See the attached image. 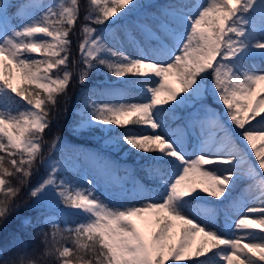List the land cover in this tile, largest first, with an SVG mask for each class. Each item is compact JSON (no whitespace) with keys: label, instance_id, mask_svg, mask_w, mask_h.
<instances>
[{"label":"snow or ice","instance_id":"snow-or-ice-1","mask_svg":"<svg viewBox=\"0 0 264 264\" xmlns=\"http://www.w3.org/2000/svg\"><path fill=\"white\" fill-rule=\"evenodd\" d=\"M81 3L86 23L72 60L80 85L74 110L79 119L72 132L98 130L114 149L126 145L129 153L141 156L153 186L126 193L139 203L105 201L93 181L80 187L60 175L67 172L68 160L42 155L44 133L53 123L49 117L74 76L68 68L69 34L80 18ZM9 6L19 11L20 5ZM141 6L139 0H61L58 6L30 4L32 10L16 16L0 0V225L27 188L35 206L48 213L37 217V225L55 228L60 219L75 220L74 227L65 229L74 247L52 245L58 264H180L193 257V264H264V235L254 231L264 232V0L169 5L125 28L121 39L116 21ZM102 68L120 83L94 91L88 87L89 75ZM129 86L140 89L137 102L127 101ZM98 95L109 99L101 103ZM207 96L223 105V114L209 110L203 103ZM189 104L196 119L171 128L166 117ZM189 129L197 136L194 145L185 142ZM61 140L58 132L53 135L50 152L59 150ZM253 154L255 161H250ZM245 164L258 194L251 202L229 204L224 227L243 235L224 238L211 218L195 222L199 217L191 209L200 192L228 199ZM40 166L44 174L29 187ZM220 166H226L224 174ZM200 182L208 186L198 190ZM197 233L201 240L193 247ZM43 235L42 242L47 240ZM18 256L0 248V264H35L18 261Z\"/></svg>","mask_w":264,"mask_h":264},{"label":"rangeland","instance_id":"rangeland-1","mask_svg":"<svg viewBox=\"0 0 264 264\" xmlns=\"http://www.w3.org/2000/svg\"><path fill=\"white\" fill-rule=\"evenodd\" d=\"M12 1L13 0H4V4L7 7V10L9 13H10L9 5L11 4ZM60 2L61 0H39V1H36L35 3L43 4V5L58 6ZM200 2H204V0H191L190 2L186 1L183 4L191 6L195 3H200ZM139 4L142 6L133 8L131 11L126 12V14L121 18V20L116 21L117 34L120 36L121 39L124 38L125 28L134 27L137 24V22H142L147 17H150L154 14L158 15L167 9V7H164V6L161 7L162 3L160 2V0H139ZM17 5H20V8H19V11H17L16 8L14 9V14L16 16H24L26 14V10H29V11L32 10L29 7L26 8L25 7L26 4H17ZM14 22H17V21H14ZM84 23H86V21H84L82 25ZM96 27L101 28V29L103 28V26H96ZM79 35L80 37L82 36L81 33ZM115 46L118 47L119 45H115ZM126 50L131 51V49H127V48ZM257 64H259V60H257ZM132 79L135 80L136 78L135 79L132 78ZM137 79H140V77H138ZM169 80L173 83V87L179 88V85L174 82V78L170 77ZM13 82L19 83V80L16 79ZM89 88L94 90L91 87ZM138 90H139V95H133L127 98L128 102H137V98L140 96V89ZM75 91L76 92L74 93L73 101L71 103L67 102L65 105L67 109H70L72 111H74L76 107L75 98H76L77 92L79 91L78 86L76 87ZM96 99L101 103L106 101L105 98H102L99 95L96 96ZM203 103L205 105L210 106L209 110L215 109L221 114H223L225 111L223 105L219 103H215L211 96L205 97L203 100ZM185 110L186 111L184 112V115H183L185 124L196 119L197 112L193 110L190 104L186 105ZM181 111L183 110L181 109ZM181 111L177 113H179L180 115ZM169 117H172L171 114H169ZM178 118L179 117L176 115L175 119H178ZM224 121L225 123H228L231 126L230 121L228 120L227 117H224ZM178 124L179 122L176 121V125ZM196 131L197 133H199L200 128L197 127ZM209 131H210V128L206 126L205 135H208ZM178 132H179L178 135H181V136L183 135V129L178 130ZM189 133H190L189 136L185 138V142L189 143L190 145H194L197 141V136L191 135V129H189ZM101 136L102 137L100 139L101 141L99 144H80L79 143L77 145L71 144L70 142L66 140L65 137L61 136L62 140L59 145V150L55 152H50V146L52 143V138H51L50 142L48 143V147L45 148V150L43 149L42 155L45 158L51 155L53 158L63 157L64 159L68 160L69 163H68L67 172L71 171V172L76 173L78 168H80L81 177L78 180L79 183H77L76 185L80 187H87V182L89 180L93 181L94 184H98V193L101 195V198L104 199L105 201H110L116 204L139 203L138 200L126 194V193H131L133 191L132 185L134 182V175L129 174V173H119L117 171L119 158L128 157L129 152L127 150L118 152V150L110 146V142L108 141L107 137H105L103 133H101ZM256 143L257 145H259L261 141L257 139ZM244 144L246 145V142H244ZM241 146L243 147L244 145H241ZM245 150L251 153L250 147H247ZM189 151H191V148H189ZM143 155H146V154H143ZM139 157L141 156H137L136 158H139ZM248 159L250 161H255L254 154L250 155ZM104 165H108L109 168L105 169ZM205 167H211V166H205ZM225 167L226 166H220L218 171L221 174H224ZM247 168H248L247 164L242 166V170L240 172L241 179H239L237 183L234 185V187L232 188L231 192L228 195V199H225L224 197H221L220 199H216L212 197V203L210 205L208 206L201 205L195 208L192 207L191 212L199 217V219H197L195 222L202 223V224L207 223L209 218H212L214 220V217L217 216V213L223 210L224 213L220 215V220L222 221V224L220 226H216L215 224L212 223L213 220H211V223L213 224V226L218 230L219 235H221L224 238H228V237L236 238L237 236L243 235L242 232L237 231V230H233L232 232L227 231L224 227V224H225V211L227 210L229 204L232 201L246 200V201L251 202L253 194L254 193L258 194V190L255 186V182L248 179L247 176L245 175V173L247 172ZM41 170L45 171L44 166H41ZM60 175H66V173H61ZM260 175L264 176V173H261ZM41 176L40 177L38 176L36 180L38 181L41 178ZM196 178L197 180H199L198 176ZM207 186H208L207 184L203 185V183L200 182L199 184H197V189L199 190L200 188L207 187ZM202 193L203 192H200V194ZM31 201H32L33 206L37 207L35 206V202L33 198L31 199ZM256 203H259V201H256ZM61 207L63 208V205H61ZM208 207H211V211H212L211 215L206 213V208ZM37 208L40 209L42 207H37ZM46 215H48V213ZM232 218L237 219L239 218V216L236 214H233ZM22 221L26 222V219L23 218ZM254 231L258 233L259 235H264V232H261L260 229H254ZM200 240H201V234L197 233L193 240V247H195V245L199 243ZM247 242H248L247 240H242V243H247ZM186 262L187 260H182L180 264H185ZM223 264H226V262H223Z\"/></svg>","mask_w":264,"mask_h":264},{"label":"trees","instance_id":"trees-1","mask_svg":"<svg viewBox=\"0 0 264 264\" xmlns=\"http://www.w3.org/2000/svg\"><path fill=\"white\" fill-rule=\"evenodd\" d=\"M36 1L39 0H13L11 4H26L25 7L28 8L30 4H34ZM163 5H178L182 4L183 2L187 1L190 2V0H161ZM84 7L85 5L81 3V12H80V18L75 24V27L69 34V39L72 41L71 47H70V57H69V70L74 71V76L72 79L71 84L68 87L67 96H60L58 97V105L56 109H53V116H50L49 119L53 120L51 130H46L44 133V140L46 141L43 145V149L48 147V143L50 142L51 138L55 133H59L61 136L65 137L68 142H70L73 145L80 144H99L101 139V133L98 130H92L89 133L76 135L72 132V126L73 124L78 121L79 116L75 114L74 111L67 109V111H64V107L67 102H72L74 99V93L76 92L75 89L78 86L80 88V85L77 84L76 78H75V70L72 64V60L74 58H77V46H78V38L80 37V28L83 20V14H84ZM14 7L9 8L10 13L14 14ZM42 58V57H37ZM76 67H81V65H76ZM114 79H117L116 77L112 76L111 74L107 73L106 70L103 68L99 72H92L89 75L88 78V86L93 87L94 90L105 88L112 83ZM115 83L119 84L120 82L117 80ZM138 94V91L133 89V87L129 86L127 88V97H131L133 95ZM68 97H71V99H68ZM102 98H105L108 100L109 98L106 96H100ZM67 99V100H66ZM221 106V105H220ZM14 108L16 106H13ZM179 108H182V105L179 106ZM53 117H56L53 119ZM168 124L171 128H174L176 125V122H174L173 116L172 117H166ZM117 132L121 131V129L117 128ZM123 150H127V146H124ZM123 150H118V152H122ZM0 155H4V153H0ZM139 155L135 154V150L133 152L129 153V156L126 158H122L119 160V171L123 173L130 172L135 175V183L134 188L137 187H146V186H153V182L150 178H146V174L143 171L142 166L144 165L145 161L141 159V157L136 158ZM44 171L40 170L38 173H35L31 178V184L32 186L37 180L36 178L41 175H43ZM41 174V175H40ZM67 177L75 181V183H79V179L81 177V170L78 168L77 172H67ZM13 185H16L15 178H10ZM204 183V182H201ZM206 184V183H204ZM31 197L28 195V189L25 188L21 191L19 196L14 201V211L11 212V214L8 216L7 220L4 222L3 225H0V248H6L9 249L10 252H19L20 256L17 257V260L20 259L24 260H31L34 261L35 264H58L56 255L52 254V245L53 243L56 244L57 247L64 245L68 246L70 248L74 247L72 243V236L71 233L66 231V228H72L75 226V220L71 217H68L66 219H60L56 222V227L50 226V224L47 223H40L36 224L37 217L41 216V213L43 212L44 215L47 214V212L44 211L43 208H37L34 207L31 201ZM212 197L208 196L206 193H202L201 196L197 198L196 201L193 202V207L201 206V205H210L212 202ZM18 206V207H16ZM206 213L210 214L212 213L211 207L206 208ZM222 214V211H219L217 213V216L214 217V220L211 218L212 223L216 226H220L222 224V221L220 220V215ZM22 218H26L27 221L23 222L21 221ZM43 217H41L42 219ZM78 219V218H77ZM32 225H36V227H33ZM57 229L59 231H57ZM41 231V235L37 236L36 232ZM47 234V240L42 242L44 240V235ZM197 259L193 257L192 260H187L185 264H193V261ZM203 259V258H199Z\"/></svg>","mask_w":264,"mask_h":264}]
</instances>
